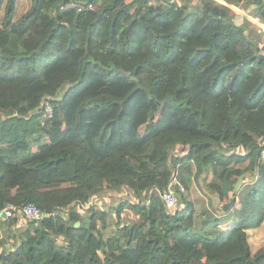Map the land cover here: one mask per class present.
<instances>
[{
	"label": "trees",
	"instance_id": "obj_1",
	"mask_svg": "<svg viewBox=\"0 0 264 264\" xmlns=\"http://www.w3.org/2000/svg\"><path fill=\"white\" fill-rule=\"evenodd\" d=\"M224 1L264 22V0ZM16 6L0 0V212L45 216H0V264H264V29L214 0Z\"/></svg>",
	"mask_w": 264,
	"mask_h": 264
},
{
	"label": "built area",
	"instance_id": "obj_2",
	"mask_svg": "<svg viewBox=\"0 0 264 264\" xmlns=\"http://www.w3.org/2000/svg\"><path fill=\"white\" fill-rule=\"evenodd\" d=\"M263 9H264V3H263ZM52 115V107L51 105L47 104L45 106V111H44V117L51 116ZM260 157L261 159L264 160V143L262 145V148L260 150ZM177 182L176 176L173 177L172 181L170 184L164 188V189H159L158 194L165 204V206L168 209H175L178 208V193L173 187V184ZM184 186L180 184V190H183ZM89 205L85 206L87 209ZM55 212V211H54ZM52 212V215L54 214ZM58 215V214H57ZM65 213L60 215L58 217L59 221H62L63 218L65 217ZM0 216L4 220L12 219L14 217H22V218H28V219H41L42 217L45 216V213L41 211V209L34 203V202H28L24 204L22 207L18 208L15 205L9 204L7 205L3 210H1ZM57 218V216H56Z\"/></svg>",
	"mask_w": 264,
	"mask_h": 264
},
{
	"label": "rangeland",
	"instance_id": "obj_3",
	"mask_svg": "<svg viewBox=\"0 0 264 264\" xmlns=\"http://www.w3.org/2000/svg\"><path fill=\"white\" fill-rule=\"evenodd\" d=\"M29 1L30 0H23V3L19 4V6L17 7V9H16V11L14 13V17L15 18H18L19 16H21L24 13L23 12V9H25V8H27L29 6ZM2 14H3V11L0 14V19L2 17ZM248 17H250V16H248ZM78 68H79L78 63H75V64L71 65L70 72L66 76L68 78H73L74 76H76V74L78 72ZM222 115H223L222 112H218L217 110H215L214 113L212 114L211 121L214 122V123L220 124L221 122H223L222 121ZM225 125H227L228 127H231L232 126L227 121L225 122ZM253 126L254 127H257L258 124H254ZM257 142H259V140H257ZM201 190L202 189L199 188L196 184H193V186H192V188L190 190V194H191L190 196L194 200V202L197 205V207H198L199 210L200 209H204L207 206V204H208L207 196L203 192H201ZM119 194L120 193H117V192H113L112 194H108L107 197L104 200V203H107V204H110V203L116 204L117 203L116 204V206H117L119 204V202H121V201H118V200H120L122 197H124L122 195L119 196ZM110 195H113L115 197H118L117 198L118 200H116V202H113L110 198H108V196H110ZM129 199H131L132 201H134L133 198H130L129 197ZM228 201H229V199L226 202H228ZM98 203L101 204L102 202H98ZM84 211H86V208L84 209ZM122 215L123 216L126 215V216H128V217H130L132 219H134V217H135V215L132 212H129L127 210H125V211L123 210ZM18 219L21 220V217H18ZM222 229L224 231H228V227L227 226H223ZM260 235H262V239L264 240V231L261 232V233H259L258 234V237ZM263 245H264V242H263V244H261L260 247H262Z\"/></svg>",
	"mask_w": 264,
	"mask_h": 264
},
{
	"label": "crops",
	"instance_id": "obj_4",
	"mask_svg": "<svg viewBox=\"0 0 264 264\" xmlns=\"http://www.w3.org/2000/svg\"><path fill=\"white\" fill-rule=\"evenodd\" d=\"M176 1L179 4L187 3V2L188 3H194V4L196 3V0H176ZM214 1H216V2H218L220 4H224V5L229 6L232 10L238 12L249 23L257 25V26H259V27L264 29V22L259 20L258 18H256L251 13V11H249L250 8H248L247 10L244 9L241 3L237 4V5H234V4L228 3V2H226L224 0H214ZM21 3H23V0H17L16 9L19 6V4H21ZM30 3H31V0L29 1V6H30ZM29 6L27 8H25V9H23V12H25L29 8ZM195 10H196V7L193 5V7L191 8V11L194 12ZM248 16H250V17H248ZM194 30H195V35L193 37V40L190 43H202V42H205L207 40L208 32H207L206 29H202V30L199 31L197 28H195ZM190 43L187 44L186 51H189Z\"/></svg>",
	"mask_w": 264,
	"mask_h": 264
},
{
	"label": "water",
	"instance_id": "obj_5",
	"mask_svg": "<svg viewBox=\"0 0 264 264\" xmlns=\"http://www.w3.org/2000/svg\"><path fill=\"white\" fill-rule=\"evenodd\" d=\"M112 66H113V65H112ZM168 98H169V97H168ZM168 98H166V99H168ZM234 201H235V199L232 198V199H230L228 202L222 204L221 207H222L224 210H227V209H229V208L231 207V205L234 203ZM0 214H1V212H0ZM57 214H58V211H55L54 214H53V217L56 218ZM78 224H79V221H76V222H75V225L77 226Z\"/></svg>",
	"mask_w": 264,
	"mask_h": 264
}]
</instances>
